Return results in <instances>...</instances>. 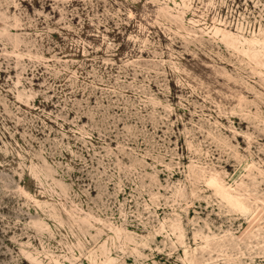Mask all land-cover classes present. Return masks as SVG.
Returning a JSON list of instances; mask_svg holds the SVG:
<instances>
[{
    "label": "rangeland",
    "instance_id": "1",
    "mask_svg": "<svg viewBox=\"0 0 264 264\" xmlns=\"http://www.w3.org/2000/svg\"><path fill=\"white\" fill-rule=\"evenodd\" d=\"M0 264H264V0H0Z\"/></svg>",
    "mask_w": 264,
    "mask_h": 264
}]
</instances>
